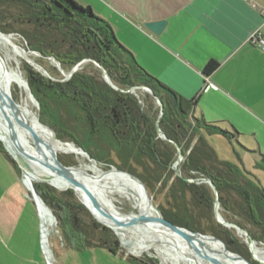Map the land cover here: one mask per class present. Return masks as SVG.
<instances>
[{
  "label": "trees",
  "instance_id": "trees-1",
  "mask_svg": "<svg viewBox=\"0 0 264 264\" xmlns=\"http://www.w3.org/2000/svg\"><path fill=\"white\" fill-rule=\"evenodd\" d=\"M4 8L14 9L16 14H0V32L21 36L28 50L40 56L35 60L40 67L42 60L54 58L67 74L80 61L90 60L68 80L56 77L60 71L55 68L52 69L55 73L43 68L49 74L46 77L28 64L23 67L31 93L39 104V119L53 129L57 139L82 148L108 168L116 167L137 176L163 217L189 230L215 236L229 251L257 264L251 259L247 243L215 221L214 194L207 184L212 182L218 192L223 219L245 230L256 244L264 245L261 185L238 166L221 160L206 140L211 134L231 140L233 134L194 117L195 98L181 97L147 73L119 43L108 22L89 7L74 0H0V9ZM92 61L105 69L121 91L104 82L100 69ZM217 67L216 62L210 61L203 73L208 76ZM134 87H147L158 98L163 107L161 118L160 109L151 104L153 97L149 93L143 95L140 89L134 94L125 92ZM157 121L167 140L158 136ZM174 144L183 155L175 168L179 153ZM0 152L20 172L1 143ZM59 160L65 166L75 165L60 157ZM18 163L27 185L32 181L35 192L55 217L68 248L79 252L103 248L117 255L121 248L115 232L97 223L72 190L59 191L40 182L43 180L19 159ZM161 194L165 205L154 204ZM37 203L50 219L43 205ZM82 216H88L89 222ZM207 245L221 250L219 244L207 242ZM126 260L132 264H151L131 256Z\"/></svg>",
  "mask_w": 264,
  "mask_h": 264
},
{
  "label": "crops",
  "instance_id": "crops-1",
  "mask_svg": "<svg viewBox=\"0 0 264 264\" xmlns=\"http://www.w3.org/2000/svg\"><path fill=\"white\" fill-rule=\"evenodd\" d=\"M74 1L89 7L108 22L119 43L147 73L181 97L195 98L194 117L232 133L228 141L234 149L235 144L241 143L245 152L260 158L264 156V53L247 43L248 36L255 30H260L264 36L261 14L264 0ZM155 21L166 22L159 35L144 27L145 23ZM210 61L216 62L218 67L206 76L203 70ZM215 136L220 137L211 134L206 140ZM207 142L213 147L209 140ZM0 154V250L4 252L8 243L24 246L26 241L21 242L20 224L13 221V212L18 210L13 200L11 206L2 207L8 196V191L2 188L3 168L10 167L18 179L23 178ZM9 176L12 179L10 173ZM29 198L37 214L40 210L48 219L42 224L48 253L50 219L37 209L30 193ZM14 240H18L16 244ZM39 243L41 234L40 240L37 237L33 241L31 249H23L26 256L21 258L19 252H12L13 258H10L14 264H42L37 261Z\"/></svg>",
  "mask_w": 264,
  "mask_h": 264
},
{
  "label": "rangeland",
  "instance_id": "rangeland-1",
  "mask_svg": "<svg viewBox=\"0 0 264 264\" xmlns=\"http://www.w3.org/2000/svg\"><path fill=\"white\" fill-rule=\"evenodd\" d=\"M9 13L16 14V11L12 8L0 9L1 15L2 14L7 15ZM13 28H17V26L14 25ZM5 35H10V37L12 38L13 44L17 46L18 48H22L23 50H25L26 54L31 59H33L34 62H36L40 58V56L36 53L30 54L27 52L28 51L27 44L24 41V39L18 34L10 33V34H5ZM1 43L2 42H0V59H1L0 60V78H1V83L3 87L5 88V91H7L15 101L19 102L21 105L25 106L29 110L33 111L37 116H39V108L36 107L32 103V101L28 98V96L25 94V91H24L23 81L25 80V73H24L23 67L25 64H28V63L19 58L18 59L20 60V62L17 63V61L15 60V57H13L12 55L8 53L9 50L7 49V46ZM42 68H44L45 70L48 69L52 71L53 73L55 72L52 69L53 68L57 69L56 65L52 63L49 59L42 60ZM56 77L64 78V76L61 73L59 74V76H56ZM138 91H140V93H142L143 95L144 93L146 94V92L141 89ZM151 104H153L155 108L157 107L153 99H152ZM207 140H209V142L213 146L212 148L215 150V152L217 153L218 157L221 160H224L233 165H236L239 168H241L243 171L247 172L250 177H252L254 180H256L261 185L264 191V159H262V157L260 158L259 156H253L245 152L241 148V146H243L241 143L235 144L234 145L235 149H234L232 144L224 138L215 136L214 138H210ZM67 143H71V142H67ZM30 146L35 150L32 144V141H30ZM56 154L64 162L69 163V164H72V163L75 164L69 167H77L79 165L78 156L74 153L56 151ZM112 158H114V156H112ZM84 160L89 164H95L97 166L98 171L101 173L113 171V170H110V168H108L103 163H98L95 160H93V162H88L87 158H85ZM7 166H9L8 163H7ZM8 169H10V167L3 168V171H2V179H3L2 188L4 189L5 192L8 191V196L4 199L2 207L8 206L12 200H13L14 206H17L16 208H18V210L16 212H13L14 213L13 221L20 224V229H21L20 239H21V242L25 240L26 244L24 246L22 245L18 246V245H12V243L10 245L8 243V247L5 246L6 251L1 252L0 250V264H14V261L11 259L13 258L11 256L12 252L14 253L19 252L18 254L21 256V258H23L22 256H26V252H24L23 249H26L28 251V248L31 249L33 241L36 240L37 237L40 240L42 224H45L48 221L46 216L40 210L38 211H39L41 219L39 218V215L37 214L36 209H35V205L32 203V201L29 198V191L27 190L26 186L22 183L21 179L17 178V175L14 174L11 169L10 170ZM9 173L12 176V179L10 178ZM19 174L23 178L21 170ZM43 177H47L49 181H57L56 178L50 179L52 177H49L48 175H43ZM59 186H65V185H59ZM17 195L19 196L17 197ZM163 196L164 194L159 195L156 198L154 204L165 205V199ZM17 202H19L18 205H17ZM143 202L148 204L147 201L145 200H143ZM117 206L121 209L120 212H122L125 215H129V213L132 212L130 204L127 202L125 203L124 201H119L117 202ZM153 213L155 214L154 211ZM5 217H7L6 214H5ZM82 217L86 222H89L90 219L87 218L88 216L87 217L82 216ZM0 221H1V217H0ZM4 221H7V219L5 218ZM49 223L50 225L48 227L47 240H48V247L50 249V255L48 259L41 248V243H39L40 256H38L37 261L40 260L42 264H47L46 262L47 260H49L50 263L52 264H132L128 261L123 260V258H127L129 256L137 258V259L141 258V259L148 260L151 264H186L183 262L177 263V261L172 257L171 253L167 251V246H165L162 243L156 244V246H154V248H151L150 250L138 251L137 242H138L139 237L142 235L136 234L132 231H126L124 233V237H121L120 235L115 233L116 237L120 241V248H121L118 251L116 256L111 254L108 250L103 249V248H93V249H89V250H85L81 252L74 251L72 249L70 250L69 248H66L67 246L62 240L61 232L57 228L56 219L54 220L51 219ZM231 231L237 239H239L241 242L244 241V238L239 236L235 230L231 229ZM32 233L34 234L33 236L31 235ZM16 242L14 240L13 243L16 244ZM256 246L264 250V245L256 244ZM160 249L162 250V252L160 251ZM32 252L33 254H36V251L34 252L32 250ZM257 257H258L259 262L264 264V256H262L261 258L260 256L257 255ZM187 264H192V263H187Z\"/></svg>",
  "mask_w": 264,
  "mask_h": 264
},
{
  "label": "water",
  "instance_id": "water-1",
  "mask_svg": "<svg viewBox=\"0 0 264 264\" xmlns=\"http://www.w3.org/2000/svg\"><path fill=\"white\" fill-rule=\"evenodd\" d=\"M165 25H166L165 21H155V22L145 23L144 27L146 29H148L151 33H153L155 35H159L162 32V30L164 29ZM0 34L5 35L2 32H0ZM5 36L10 37V35H5ZM23 51L26 53L25 50H23ZM27 52L30 54H35V52H33V51L28 50ZM48 59L56 65L57 69L64 76V80L70 79L71 76L80 69L81 65L90 61V60L80 61L71 69V71L69 73L65 74L63 72V70L61 69L60 64L54 58H48ZM27 63L33 69H35L37 72L41 73L43 76L49 77V74L47 73V71L43 70L41 67L33 66V64H30L28 61H27ZM92 63L100 69L104 82L108 86H110L112 89L119 91L120 89L117 88L111 82V80H110L107 72L105 71V69H103L99 64H97L94 61H92ZM25 87H26L27 94H28L29 98L31 99L32 103L36 107L39 108V104H38L37 100L34 98V96L32 95L26 79H25ZM137 89H141V90L149 93L153 97L157 106L160 109L159 118H161V116L163 114L162 113V109H163L162 104L158 100V98L151 92V90L149 88H147V87H134V88H131L125 92L130 93V94H134ZM0 100H1L0 114H1L2 120L5 123L6 128H7L8 141H9L10 145L13 147V150H11L9 148V146H7V144L2 139H0L1 144H2L3 148L5 149V151L8 153V155H10V157L14 160V162L18 165L19 168H21V167L18 163V159L21 156H23L29 162L38 163L43 169H45L47 172H49L50 176H53V177L60 179V180L67 181L68 183L72 184L73 185L72 188L69 187V188L59 189L55 185H53L51 182L47 181L48 179H46L45 181H40V182L48 183L50 186H52L53 188H55L59 191L72 190L74 193H76L77 190L81 191L84 199L86 200V203L82 202L80 200L79 201L81 202L82 206L87 210V212L91 215V217L100 225H102V226H104V227H106V228H108L114 232L117 229H128V228L137 227V226H146V225L162 226L165 229H167L168 231H170L171 233H173L174 235H176L181 241H183L186 244V246L195 254V256L199 260H201L202 262H205L207 264H222L218 258L224 257L225 259H229L230 261H233V262H240L243 264H251V262L249 260L242 257L241 255H238V254H235V253H232L231 251H229L228 248L226 247L225 243L222 240H220L219 238L212 236V235H209V234H203V233H198V232L189 230V229L181 227V226L173 223L171 220L163 217V215L153 206L152 199H151L146 187L144 186L142 181L137 176H135L129 172L119 170L116 167H111L110 170H116L117 172H121L123 174H126L127 176L134 179L140 185V187L143 189V191L145 193V198L147 200L149 207L155 212V215H146V216H142L140 218H134V219L133 218L122 219V218H118V217L114 216L112 213H110L109 211H107L103 207V205L89 191V189L85 186V184H83L82 182H80L79 180H77L75 178L74 173L72 171V167L65 166L59 160V157L55 153V151H53V149L47 143H45V141L27 123H25L19 119V108H18L16 102L14 101V99L10 96V94L7 91H5L1 88V86H0ZM6 110H9L11 112L12 116L14 117L16 125L19 128H21V129H23L29 133V135L31 137L32 144L35 148V151L33 153H29L23 147V145L20 143L19 137H18L13 125L11 124V122L9 120V117H8ZM36 119L40 123V125L47 128L57 139L56 134L53 131V129H51L49 126L43 124L40 121L39 116H37ZM156 130H157L158 136L161 139L167 140L166 136L163 134V132L160 130V128L158 126V121L156 122ZM57 141H59V139H57ZM169 142L172 143L171 141H169ZM65 144L68 145V143H65ZM174 146L177 148V151L179 153L178 159H177L176 163L174 164V168H175L178 165V163L182 160L183 155H182L180 149L178 148V146L175 144H174ZM77 149L87 157L88 162H93V159L82 148L77 147ZM46 150L49 152L48 155L45 154ZM22 181H23L24 185L26 186L27 190L29 191L32 199L34 200V202L36 204V206L38 204L37 201L40 202L43 205V207L45 208V210L47 211L48 215L50 216V219L54 220L55 217L53 216V214L51 213L49 208L43 203V201L40 199V197L35 192L32 181H29V185H27L26 179L24 177H23ZM188 182L192 183L194 181L188 180ZM207 184L211 187L213 194H214L213 214H214L215 221L225 228L234 229L239 236L244 237V241L247 243L248 248H249L251 259L253 261L259 263V264H262L261 262L257 261L252 254L251 247L256 244L255 241L251 239V237L248 235V233L245 230H243L239 226H237L233 223L227 222L223 219V217L221 216V214L219 212L220 203H219L218 192L215 189L212 182L207 181ZM37 209H38V207H37ZM97 216L105 219L107 222L106 223L101 222ZM207 242H213V243L220 244L222 246L223 251L219 252V251H215V250L211 249L207 245ZM41 245H42V248L44 250L45 245L43 242L42 231H41ZM44 253L48 259L49 254L46 252V250H44ZM47 262H48V264H51L49 260H47Z\"/></svg>",
  "mask_w": 264,
  "mask_h": 264
},
{
  "label": "bare ground",
  "instance_id": "bare-ground-1",
  "mask_svg": "<svg viewBox=\"0 0 264 264\" xmlns=\"http://www.w3.org/2000/svg\"><path fill=\"white\" fill-rule=\"evenodd\" d=\"M0 42H2L5 46H7V49L9 50L8 53L13 57H15L17 63L20 62L19 59H22L26 62L28 61L30 64H33V66L40 67L34 62L33 59H31L23 51L22 48H18L13 44L11 37L0 34ZM23 82H24L25 94L28 96L25 87V80ZM0 86L3 90H5V88L1 83V78H0ZM15 102L19 108V119L27 123L45 141V143H47L53 149V151H55V153L56 151H61L67 153H74L78 156L79 165L77 167H72V171L74 173L75 178L80 182H82L83 184H85V186L89 189V191L99 200V202L103 205V207L107 211L112 213L114 216L122 219H128V218L134 219L146 215H155L151 210V208L148 206V204L143 202L144 199L140 190L141 187L139 188L140 185L134 179L127 176L126 174L117 172L116 170L103 172V173L99 172L95 164H89L84 160L87 157L84 154H82L74 144L70 145L68 143L67 145L65 144L66 142H61L54 139L50 135V133L37 121L36 119L37 115L33 111L29 110L28 108L21 105L17 101ZM0 108H1V100H0ZM6 112L8 114L11 124L13 125L19 137L20 143L29 153H33L35 150L30 146L31 137L29 133L19 128L16 125L14 117L12 116L9 110H6ZM0 139H2L7 144V146H9L11 150H13V147L10 145L8 141L7 128L2 120L1 114H0ZM45 154L48 155L49 152L46 150ZM19 160L22 162L25 168L30 169L41 180L45 181L47 179L43 177V175L50 176L49 172L43 169L38 163L29 162L23 156H21ZM21 172L23 171L21 170ZM50 177H52L50 179H55V177L53 176ZM49 182H51L53 185H65L70 188L73 187L72 184L60 179H57V181H49ZM75 194L80 201L86 203V200L84 199L81 191L77 190ZM119 201H124L125 203L127 202L130 204L132 212H130L129 215H125L122 212H120L121 209L117 206V202ZM99 218L103 223L107 222L105 219L101 217ZM126 231H132L136 234L142 235L139 237L137 242L138 251H147L149 250V248H154L156 244L162 243L165 246H167V251L171 253L172 257L177 261V263L183 262L186 264L187 263L207 264L199 260L195 256V254L186 246V244L183 241H181L176 235H174L173 233H171L162 226L146 225V226L132 227L128 229L115 230L116 234L120 235L121 237H124L123 234ZM208 246L215 251H219V252L223 251L221 245H220L221 250L216 249L210 245ZM46 248L49 249L48 245H46ZM251 250L253 256L257 260H258L257 255L264 256V250L257 247L256 244L251 247ZM160 251L162 252L161 249ZM48 254H50V252H48ZM218 259L221 261L222 264H230L231 262L229 259H225L224 257H220ZM234 264H239V263L234 262Z\"/></svg>",
  "mask_w": 264,
  "mask_h": 264
},
{
  "label": "built area",
  "instance_id": "built-area-1",
  "mask_svg": "<svg viewBox=\"0 0 264 264\" xmlns=\"http://www.w3.org/2000/svg\"><path fill=\"white\" fill-rule=\"evenodd\" d=\"M255 7V5H253ZM262 17L264 19V9L261 11ZM247 43L258 49L260 52L264 53V36L260 30L253 31L247 38ZM42 231V230H41ZM43 235V233H42ZM45 250V249H44Z\"/></svg>",
  "mask_w": 264,
  "mask_h": 264
}]
</instances>
